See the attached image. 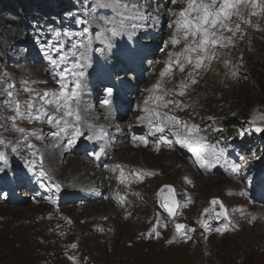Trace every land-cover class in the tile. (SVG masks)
Listing matches in <instances>:
<instances>
[{
	"label": "rangeland",
	"instance_id": "obj_1",
	"mask_svg": "<svg viewBox=\"0 0 264 264\" xmlns=\"http://www.w3.org/2000/svg\"><path fill=\"white\" fill-rule=\"evenodd\" d=\"M52 1L0 0V141H11L13 133L5 134L2 127L12 113L17 116L14 102L19 103V110L24 113L17 117L25 129L34 125L28 114L34 115L48 105L41 99L46 88L43 86L45 74L29 63L30 52L44 50L47 43L52 46L66 43V38L74 32L67 27L86 24L99 16V9L105 11L118 6L115 0H64L62 7H55ZM232 11L226 23L232 29L239 24L240 30L233 34L218 25L213 31L221 39L215 45L208 44L204 53H188L194 62L191 67L182 55L184 48L176 50L180 63L184 64L183 71L179 63L170 78L173 82L166 102H175L167 107L180 120L174 126L178 132L187 134L184 120L190 112L193 122H199L198 126L202 127L196 133L220 137L224 136L223 128H233L242 139H249L246 146H256V136L264 132L256 131L264 129V0H257L255 8L250 3L240 4ZM44 21H48L47 24ZM197 57L202 58L199 68L194 66ZM207 62L208 67H205ZM207 82L208 100L203 104L201 87ZM189 89L191 93L181 96L187 104L181 108L177 97L180 92L188 93ZM193 91L196 92L193 94ZM198 101L200 109L195 107ZM29 104L33 107L29 108ZM5 144L0 143V153L4 156L7 154ZM132 151H128L129 155L135 159L129 164H143L163 175L138 189L140 196L130 206L112 209L110 205L94 203L86 208L60 211L42 206L41 214L32 213L35 205L17 209L0 204V264H264V209L248 203L243 187L238 193L229 190V187L239 188L240 184L223 186L219 178L196 177L187 186L191 190L184 191L186 185L175 177L178 170L194 172L187 162L182 165L178 156L169 152L163 154L165 159L182 165L173 162L174 172L157 157H145L143 163H138L144 155ZM255 156L259 158L264 154L255 153ZM79 167L85 168L84 165ZM49 168L59 177L76 174L73 169H62L54 162H50ZM82 174L80 172L78 177L82 178ZM174 182L179 186L175 188L176 195L192 197V206L182 211L184 221L199 223L190 239L181 244L172 240L176 226L158 211L162 207L158 191L164 186H173ZM214 197L224 203L229 222H225L220 231L207 234L200 228L211 227L208 217L218 209L210 205ZM166 200L171 204L167 195ZM160 215L168 223L165 230L157 228Z\"/></svg>",
	"mask_w": 264,
	"mask_h": 264
},
{
	"label": "snow or ice",
	"instance_id": "obj_2",
	"mask_svg": "<svg viewBox=\"0 0 264 264\" xmlns=\"http://www.w3.org/2000/svg\"><path fill=\"white\" fill-rule=\"evenodd\" d=\"M116 3H119V0H115ZM177 0H172V3H176ZM218 0H210V2H206V0H186V8H184L183 10H181L180 12H172L171 15L173 16H177L178 18L174 21L175 25H176V33L179 34L181 32V30H183V40L185 42H187L185 44V48H184V53H182V55H184L185 60L187 61L188 64H192L193 60L192 58L187 55L188 53H193V52H206V46L208 44H212L215 45L220 39L221 37L217 36L216 31H213V29H216L217 26L219 25V28L221 29H227L228 31H232L233 34H235L236 31L240 30V25L237 24L235 29H232L228 26V24L226 23V21L229 20L230 16L233 14L234 9L237 8L238 5L240 4H251L253 8L256 7L257 4V0H219V7L217 8ZM125 7H127L125 5ZM235 14L240 15L239 12H236ZM253 15H255L256 13H252ZM247 22V21H245ZM171 27V25H169ZM59 35V34H58ZM189 37L192 38V40L189 42ZM197 37H199V40L197 41ZM180 41L177 38V36H173V38L171 39V44L173 46H175L176 44H178ZM223 46V45H222ZM171 55V54H170ZM209 59L211 57H208ZM201 62H202V58L201 57H197L196 61H195V67L199 68L201 66ZM177 63L179 64L180 61L178 60ZM180 70L183 71V64L180 65ZM81 76L83 75V73L80 74ZM161 76H164L165 73L161 72L160 74ZM189 75H191V73H189ZM233 75H235V73H233ZM193 83H195V81L193 80ZM183 86V85H182ZM64 85H61V93L60 96L64 99L65 107H69L68 105V100L69 99H73V100H78L79 99V92L78 91H72L70 96L66 93L63 92L64 89ZM80 88V84L77 83L76 84V89L79 90ZM28 91H31L30 89H27ZM108 92L111 93V89H108ZM167 94V93H165ZM180 95H183V92L179 93ZM8 96L11 97L12 93L9 92ZM50 96H56L55 93H48L45 92L43 93V95L41 96V99L44 100L45 103H52V100L48 99ZM15 103V110H16V114L17 116H22L24 115V113L20 112V105L18 102H14ZM58 103V101H57ZM175 103L174 101H167L164 104V107H167L168 104H172ZM179 106V105H177ZM29 108L33 107L32 104L28 105ZM68 115H71V111L69 110L67 112ZM30 119H40V115L37 114L35 116H33L31 113L28 114ZM45 115H47V113H45ZM168 119L175 121V123H180V121H178V119L176 117H169ZM77 123L79 122V116L77 115L76 117ZM49 123H52V119L48 120ZM57 124H59V121H56ZM22 131V130H20ZM61 131L67 132V127H64L61 129ZM156 131L163 133L164 132V127L162 126H158L156 127ZM191 131L189 130L188 136H186L183 140H178V143H181L182 145L186 142H188L189 137L191 136ZM256 131H264V129H259L257 128ZM81 131L79 129V127H74V134H70V143H75L76 139L81 135ZM56 135H60L59 132L56 133ZM199 141H197L198 143ZM0 143H3L2 141H0ZM145 143H147V141H145ZM15 151V149H13ZM0 160H4L5 163L6 158L4 156L3 153H0ZM233 171H239L238 168H234ZM41 177L45 176L44 172L40 173ZM58 187V186H57ZM213 204L218 203V201L213 200L212 201ZM165 207L168 210L169 215H172L174 212V208L172 206L169 205H165ZM221 207L223 208V205H221ZM219 215H225V219H227V216L225 214V212H221L217 214ZM184 225L182 224H177L176 225V229L177 231H181L184 229ZM153 231H155V229H153ZM217 231H220V229H217ZM169 243H172V241H169ZM73 248L76 247L75 244L72 245ZM70 259H74V258H70Z\"/></svg>",
	"mask_w": 264,
	"mask_h": 264
},
{
	"label": "bare ground",
	"instance_id": "obj_3",
	"mask_svg": "<svg viewBox=\"0 0 264 264\" xmlns=\"http://www.w3.org/2000/svg\"><path fill=\"white\" fill-rule=\"evenodd\" d=\"M183 8H185V6L183 7ZM204 53V52H203ZM208 53V52H207ZM188 55V54H187ZM193 59V58H192ZM195 61V60H194ZM194 63V62H193ZM181 64V63H180ZM188 64V63H187ZM184 65V64H183ZM186 65V64H185ZM189 65V64H188ZM204 65V64H203ZM187 66V65H186ZM190 67H191V64L189 65ZM205 67H208V62H207V66H205ZM202 69V68H201ZM204 69V68H203ZM178 70V69H177ZM197 74V73H196ZM206 76V75H205ZM173 78V77H172ZM211 78V77H210ZM169 80V79H168ZM172 82H173V80H169L168 82H167V85H166V87H167V91L169 90V88L172 86ZM202 89H201V95H203L202 97H204V102H202L203 104L205 103V102H207V100H208V82L203 86V87H201ZM200 92V91H199ZM210 93V92H209ZM201 108V107H200ZM134 151V150H133ZM132 151V152H133ZM136 153H138V154H141V155H144V156H142V159L138 162V163H141L142 161H143V159L145 158V157H157L159 160H160V162H163V163H166V166L167 165H169V166H171V167H169V170L170 169H172L173 168V164L175 163V161H173V162H171L169 159H165V157H164V155L163 154H161V153H153V152H150L149 151V153H145V151H143V150H137V151H135ZM147 152V151H146ZM124 159L126 160V161H134V159H135V157H132L131 155H129V152H128V150H125V152H124ZM134 155V154H133ZM137 155V154H136ZM139 156V155H138ZM148 159V158H147ZM144 162V161H143ZM142 162V163H143ZM170 162H171V164H170ZM176 164V163H175ZM178 164V163H177ZM176 164V165H177ZM180 164V163H179ZM139 165V164H138ZM141 165H143V164H141ZM69 167H68V169L71 171L72 169H77V167L76 166H78V168H79V166H81L80 165V163H78V161L76 162V163H74V161H71V162H69V165H68ZM177 166H180V165H177ZM175 167V166H174ZM148 168H150L149 166H148ZM188 171V170H187ZM81 171L79 170L77 173H80ZM191 172V171H190ZM72 173V172H71ZM74 173V172H73ZM71 175H73V174H71ZM73 176H75V174L73 175ZM72 177V176H71ZM80 177V176H79ZM175 178H177V177H175ZM181 186H183V185H181ZM235 186V185H234ZM237 188V187H236ZM140 196V195H139ZM31 210H33V211H35V212H32V213H43L44 212V209H43V207L42 206H33V208L31 209ZM0 214H1V211H0ZM142 218V217H141Z\"/></svg>",
	"mask_w": 264,
	"mask_h": 264
},
{
	"label": "trees",
	"instance_id": "obj_4",
	"mask_svg": "<svg viewBox=\"0 0 264 264\" xmlns=\"http://www.w3.org/2000/svg\"><path fill=\"white\" fill-rule=\"evenodd\" d=\"M62 0H53V2H56V3H59L61 2ZM21 26V25H20ZM263 139H264V134L262 135Z\"/></svg>",
	"mask_w": 264,
	"mask_h": 264
},
{
	"label": "water",
	"instance_id": "obj_5",
	"mask_svg": "<svg viewBox=\"0 0 264 264\" xmlns=\"http://www.w3.org/2000/svg\"><path fill=\"white\" fill-rule=\"evenodd\" d=\"M176 211V208H174V212ZM174 212H173V214H174Z\"/></svg>",
	"mask_w": 264,
	"mask_h": 264
}]
</instances>
